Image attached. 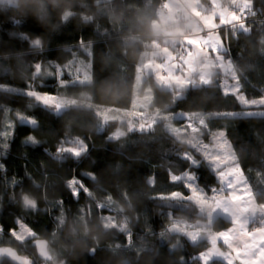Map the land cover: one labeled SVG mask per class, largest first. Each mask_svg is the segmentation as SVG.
<instances>
[{
  "label": "trees",
  "instance_id": "trees-1",
  "mask_svg": "<svg viewBox=\"0 0 264 264\" xmlns=\"http://www.w3.org/2000/svg\"><path fill=\"white\" fill-rule=\"evenodd\" d=\"M251 1V12L242 24L220 30L227 44L224 52L238 68L241 91L258 98L264 96V0ZM163 2H0V82L59 95L86 93L98 103L131 108L137 69L155 37L154 23ZM76 67L88 71L91 81L86 82V74ZM222 75L217 72L207 84L176 88L181 96L159 85L153 75L145 84L154 90V106L165 111L246 108L237 93L224 90ZM121 95H127L126 102L101 99ZM8 106L36 118L38 124L18 122L0 156V245L16 248L31 259L29 264H199L211 241L194 243L170 227L173 218L196 221L205 219L206 213L190 198L186 182L173 175L191 172L211 192L222 181L207 155L176 137L164 121L112 137L120 122L103 125L92 107L73 105L57 112L32 94L0 88V127ZM188 120H178L181 128H192ZM201 125L208 139L226 130L242 172L263 206L264 125L252 122L241 127L233 114L207 116ZM30 135L39 142L26 141ZM80 138L87 143L81 154L62 148ZM73 179L84 185L78 195L69 185ZM178 191L183 195L176 196ZM26 195L35 205L24 202ZM99 202L118 208L127 218L129 236L104 225L107 208ZM20 221L34 232L33 238L14 237ZM231 223L219 214L212 227L221 230ZM38 237L49 240L51 260L38 255L33 244ZM1 264L17 263L2 256ZM212 264L226 263L214 259Z\"/></svg>",
  "mask_w": 264,
  "mask_h": 264
},
{
  "label": "rangeland",
  "instance_id": "rangeland-1",
  "mask_svg": "<svg viewBox=\"0 0 264 264\" xmlns=\"http://www.w3.org/2000/svg\"><path fill=\"white\" fill-rule=\"evenodd\" d=\"M18 0H0V2H11L16 3ZM190 2L191 8L199 14L206 22L208 31L204 32L201 30L200 34L189 35L186 39L187 46L186 50H183V54L180 60H176L175 63L168 66L164 74H159V81H162L161 84L163 87L173 89L178 96L182 95V91L176 90V88H184L191 84L199 85L204 83H210L215 78L214 74L217 72H223L222 75V86L224 90L237 93L242 96V100L256 101L258 98H249L245 93L241 91V82L240 74L233 65L231 59L226 57L225 50L227 48L226 41L224 36L219 29V18L215 13V9L218 7V4L221 1L211 0L212 10L207 9L208 3L204 0H187ZM241 1L244 4V9H247V0H234ZM218 9V8H217ZM209 11V12H208ZM229 25V24H228ZM216 26L217 28H211ZM201 29V28H200ZM184 36L185 33H184ZM209 52L208 55L204 56V53ZM215 52L214 55L212 52ZM186 65V66H185ZM214 66H220L219 68L214 69ZM230 66V68H229ZM178 67V68H176ZM184 67V68H183ZM179 68H183L179 72ZM75 70L83 71L86 76V82H90L92 77L88 71L82 70L79 67H76ZM215 70V71H214ZM48 71L53 72L52 68H48ZM214 77V78H213ZM147 79V78H146ZM139 81L135 85V92L133 97V104L131 108H122L113 105H107L98 103L92 100L89 95L86 93L78 96H69V95H59L51 92H36L29 88L16 86L9 83L0 82V88L8 89L15 92L32 94L36 97L37 101L42 104L54 109L57 112L63 111L65 108L73 105H83L94 108L102 118L103 125L108 121L118 120L120 125L117 128L116 135L121 136L126 134L129 129L134 128H144L152 127L159 121H164L166 127L176 135L180 140H183L189 143L194 147L196 152H199L203 155H207V158L210 160L213 169L218 174L220 180L224 185H228V188L231 192H238L240 190L237 186V182L241 183L240 178L242 177V182H247L246 177L242 174L241 171V161L239 156L234 150L231 139L227 135L225 129L217 131V133L211 138H206L201 123H205L207 116H219L225 114H233L236 112H241L242 114L249 115L251 114L250 108H243L234 111H214V112H204V111H185L180 110L177 112L165 111L159 107L154 106V90L151 85H146L145 81ZM193 80V82H192ZM192 82V83H191ZM246 102V101H245ZM247 113V114H246ZM189 119L188 122L191 124V127L188 129L181 128L179 119ZM195 119V120H194ZM18 122L30 123L37 125L38 121L32 116L25 115L19 111H15L11 106L7 107L6 117L3 122V125L0 127V156L4 153L5 149L9 146L10 138L12 137L15 126ZM246 122V121H244ZM28 142L36 143L39 142L38 138L35 135H30L25 139ZM62 148L73 152L74 154H81L87 148V143L83 138L77 139L76 143L64 144ZM193 159L194 157L191 156ZM193 174V173H191ZM185 175L184 178L188 184L193 189L190 198L196 200L202 209L206 211L204 200L201 196L198 195V191L194 180L195 176ZM175 178H177L175 176ZM72 190L76 195L79 194L80 190L84 188L83 183L78 179H73L69 182ZM239 188V189H238ZM238 189V190H237ZM249 190V189H248ZM250 194L252 192L249 190ZM243 201L247 199L246 192L242 189ZM204 194V192H203ZM176 196H182L183 193L176 192ZM24 202L27 205H35V201L30 196L26 195ZM220 202V199L218 200ZM99 206L107 208L102 214L103 223L107 228L117 227L120 230L124 231L128 236L130 234V227L127 218L122 215L118 208L114 206H107L103 202H99ZM242 206V205H241ZM228 213V209H227ZM234 215V214H231ZM239 217V216H238ZM185 224L186 221L182 220ZM173 225V227H172ZM170 227L175 230H185V225L181 226V223L175 219V222ZM197 228V224H195ZM203 229V227H200ZM191 231V230H190ZM14 237L20 238L22 240L33 238L35 236L34 232L29 228V226L20 221L18 227L13 230ZM206 253L201 254L204 256ZM47 260V259H46ZM49 261V260H47ZM2 262V256L0 255V264ZM44 264H64L61 263H44Z\"/></svg>",
  "mask_w": 264,
  "mask_h": 264
},
{
  "label": "crops",
  "instance_id": "crops-1",
  "mask_svg": "<svg viewBox=\"0 0 264 264\" xmlns=\"http://www.w3.org/2000/svg\"><path fill=\"white\" fill-rule=\"evenodd\" d=\"M204 1L208 3V10L209 8L210 10L214 8L211 0ZM214 1L218 2L217 0ZM219 1H221V4L220 2L217 3L218 9L216 7V9L214 8L215 13H218L217 17L220 22L219 29L228 24H242L243 17H246L251 12V0H247V9H244V4L241 1ZM183 9L187 15L192 16L190 22L185 24L180 22L181 14L179 11ZM201 16L191 8L190 2L187 0H164L162 7L158 10V18L155 20V30L153 33L155 35L161 34L162 38L155 36L151 42V47L143 53L138 66L135 85L137 82L144 81L152 75L155 77L158 84L162 85V81H159V74H164L168 66L175 63L176 60L181 59L183 50H186V39L189 35H193L188 34V28H193L195 30L194 34H200L202 25L206 26V22ZM211 28L215 29L217 27L214 26ZM184 33L186 36H184ZM208 53V51L206 54L204 53V56L208 55ZM212 53L216 55L214 51ZM226 57L229 56L226 54ZM229 58L231 59L233 65H235L232 58ZM213 67L216 69L220 66L213 65ZM183 68H179V72H181ZM236 69L238 70L237 67ZM215 75L216 74H214V76ZM238 96L241 102L247 106L246 108L251 109V114L250 116H245V113H233L237 124L241 127H246L252 122H257L263 126L264 96L258 97V100L253 102L248 100H245V102L242 100V96ZM190 174L191 172H185L181 175H173V178L176 180H184L191 188L184 178L185 175ZM175 176L177 178H175ZM193 177L194 180L191 182L196 183V191H198V195L204 200L206 208V211L204 212L206 213V218L196 221H190L185 218H177V220L181 223V226L185 225V230L178 231L171 228L172 231L185 234L194 243L200 242L204 239H209L211 241L210 247L203 252L206 254L204 256L201 255V261L199 264H212L214 259L223 260L226 264H264V225L252 227L250 224L251 216L257 213V211L261 208L262 203L257 200L256 192L248 179L246 178L247 182H242L241 177V183L239 180L236 181L237 186L240 188L238 192H231L228 185H224L223 182L220 186L213 187V190L208 192L198 183L197 178L195 176ZM244 177L246 176L244 175ZM242 189L246 192L247 196V199L244 201L242 198L243 193H241ZM248 189L252 192V194H250ZM191 192L194 195L196 194L193 192L192 188ZM219 199L220 202H218ZM219 214L229 218L232 223L226 228L215 230L212 227V224L214 219ZM175 219L176 218H173V222H175ZM182 220H185L186 223L184 224ZM195 224H197V228H195ZM200 227H203V229Z\"/></svg>",
  "mask_w": 264,
  "mask_h": 264
},
{
  "label": "water",
  "instance_id": "water-1",
  "mask_svg": "<svg viewBox=\"0 0 264 264\" xmlns=\"http://www.w3.org/2000/svg\"><path fill=\"white\" fill-rule=\"evenodd\" d=\"M33 244L36 246L37 253L41 258L47 260H51L53 258L48 239L38 237L34 240ZM0 255L11 258L17 264H29L31 260L29 257L21 254L16 248L11 246L0 245Z\"/></svg>",
  "mask_w": 264,
  "mask_h": 264
},
{
  "label": "built area",
  "instance_id": "built-area-1",
  "mask_svg": "<svg viewBox=\"0 0 264 264\" xmlns=\"http://www.w3.org/2000/svg\"><path fill=\"white\" fill-rule=\"evenodd\" d=\"M179 13L181 14L180 22L182 24L190 22L192 16L187 15L184 9L180 10ZM202 30L204 32L208 31V29L204 25H202ZM194 33H195V30L193 28H188V34H194ZM259 225H264V205L261 207L259 212L252 218L251 226L254 227V226H259Z\"/></svg>",
  "mask_w": 264,
  "mask_h": 264
},
{
  "label": "clouds",
  "instance_id": "clouds-1",
  "mask_svg": "<svg viewBox=\"0 0 264 264\" xmlns=\"http://www.w3.org/2000/svg\"><path fill=\"white\" fill-rule=\"evenodd\" d=\"M119 14V13H118ZM148 38H151L150 36ZM138 70V69H137ZM102 100H107L109 103H124L127 101V95H121L119 98L113 100L111 97H101ZM174 102V101H173ZM94 251V250H93Z\"/></svg>",
  "mask_w": 264,
  "mask_h": 264
},
{
  "label": "bare ground",
  "instance_id": "bare-ground-1",
  "mask_svg": "<svg viewBox=\"0 0 264 264\" xmlns=\"http://www.w3.org/2000/svg\"><path fill=\"white\" fill-rule=\"evenodd\" d=\"M154 35H155V34H154ZM155 36L158 37V38H159V37L162 38L161 34H159V35L156 34Z\"/></svg>",
  "mask_w": 264,
  "mask_h": 264
}]
</instances>
